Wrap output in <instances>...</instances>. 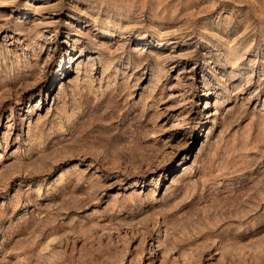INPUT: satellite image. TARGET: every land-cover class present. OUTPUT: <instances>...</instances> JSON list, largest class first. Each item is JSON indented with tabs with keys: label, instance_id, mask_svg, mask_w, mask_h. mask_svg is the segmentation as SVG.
I'll return each mask as SVG.
<instances>
[{
	"label": "rangeland",
	"instance_id": "rangeland-1",
	"mask_svg": "<svg viewBox=\"0 0 264 264\" xmlns=\"http://www.w3.org/2000/svg\"><path fill=\"white\" fill-rule=\"evenodd\" d=\"M0 264H264V0H0Z\"/></svg>",
	"mask_w": 264,
	"mask_h": 264
}]
</instances>
